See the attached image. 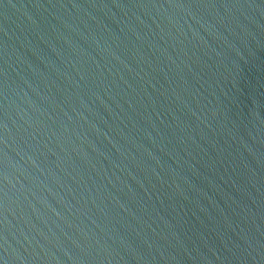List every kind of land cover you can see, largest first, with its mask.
<instances>
[{
	"label": "water",
	"instance_id": "water-1",
	"mask_svg": "<svg viewBox=\"0 0 264 264\" xmlns=\"http://www.w3.org/2000/svg\"><path fill=\"white\" fill-rule=\"evenodd\" d=\"M0 264H264V0H0Z\"/></svg>",
	"mask_w": 264,
	"mask_h": 264
}]
</instances>
